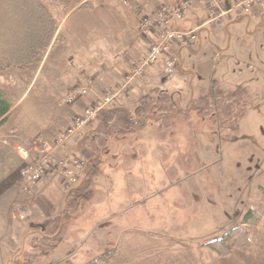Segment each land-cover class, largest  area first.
<instances>
[{
    "label": "rangeland",
    "instance_id": "rangeland-1",
    "mask_svg": "<svg viewBox=\"0 0 264 264\" xmlns=\"http://www.w3.org/2000/svg\"><path fill=\"white\" fill-rule=\"evenodd\" d=\"M85 1L91 9H87V12L79 11L69 18L49 54L45 53L36 63L24 68L0 71V90L12 106V113L4 122V129L18 128V125L22 127L27 115L29 117L31 113L44 108L37 102L40 100L39 98H43L39 96V93H41L45 77L54 78V75L59 72L57 68L56 72H53L56 67L53 62L67 63L64 60L70 61L74 54L78 52L84 54L88 51L76 45L73 28L84 27L88 32V39L95 41L91 44L90 49L105 51L106 46L102 45L106 42L99 43L96 35L104 31L106 24L111 32L112 24L110 22L102 24L101 20L99 25L92 17V13L96 12L88 13L94 6L102 4V0ZM104 3L105 9L110 11L111 17L113 16L112 11L118 12L129 8L124 7L120 0H104ZM261 6L254 9L249 16L228 14L216 25L205 26L200 32L197 30L199 33L196 35V39L191 41L187 47L180 48L179 56H175V73L160 81L161 88H155L172 96L173 93H176L177 107L186 111L191 109L192 100L199 95L201 89L221 88L226 91L237 85L244 87L248 92L249 101L245 114L238 123V131L221 130L215 115L203 118L196 112L190 111L186 118L178 117L170 122L168 127L154 124L132 135L110 138L107 153H101L99 160L91 164L93 168L90 167L89 173L92 172L95 178L85 182V185L90 183L100 186L126 185L127 174L125 171L130 165L124 155L127 150V144L124 142L126 140L131 142L137 136L162 137L168 138V143L163 145L165 149L162 158H160L161 165L155 166L148 157L150 164H146L144 178L132 176L133 182L139 183L141 186L140 190L142 184L144 185L147 202L163 199L169 192L172 194L171 191L158 192V186L161 188L175 185L195 186L198 187L200 197L202 194L205 196L211 193L217 194L223 187L227 194L223 198L224 203L227 204L224 217L221 216L224 212L217 209L215 210L216 215H212L211 209L207 206L199 207L195 213V208L192 210L193 215L200 222L194 226L210 236L207 242L218 239L231 229L240 226L241 221L243 223V216L248 211L255 213L247 208L246 204H256V198L262 194L261 188L257 185L264 183V155L257 154L255 142L256 137H264V4ZM49 11L58 23V20L70 10L51 4ZM205 15L206 13L203 12L200 17L194 18L187 14L183 20L177 22V25L180 26L178 30L183 33L187 32V28L184 29L181 25L186 21H191L190 23L196 27L205 20ZM137 24L138 21L136 26ZM110 32L108 31V33ZM72 64L73 62H71ZM71 65H68L69 70L72 69V66H76ZM38 68L40 70L35 75ZM27 88L29 89L26 95L19 101ZM155 89L146 91L144 96ZM141 98L139 97L131 107V111L139 104ZM116 106L121 107L119 102ZM44 110L49 113L47 108ZM51 114L56 113L52 111ZM169 138L173 140H169ZM72 145L74 146V144ZM113 170H118L119 174L113 175ZM213 171L220 172H216L218 173L216 174ZM33 187L35 185L24 189V191H30ZM79 194L83 197L73 204L67 223L63 224V229L57 238L63 244L68 234L73 233V236L60 245L57 251H53V253L50 251L40 256L43 250L52 243L50 242L51 238L57 236L59 218L51 223H47L49 221L40 222L36 228H32V224L26 227L24 233L35 230L38 234L24 241V251L22 252L18 250L15 255H12L0 247V264H83L87 258L85 255L90 256L89 254L92 253H89L91 251L87 250V246H83L81 241L91 236L90 242L95 243L100 232L103 234L99 235V238L105 235L109 238L113 225L108 222L101 225L94 224L95 217L91 215L89 220H86L83 215L87 213L90 204L94 201L88 197L86 190L80 191ZM222 194L220 190L218 198ZM75 198L76 195L71 194L70 200ZM105 201L109 202L108 199ZM102 209L107 212L114 210L109 203L98 208V210ZM78 212H81L82 215L77 217ZM115 212H118L116 208ZM153 216L156 219L158 217L157 213H154ZM160 226H162L160 223H156L141 227H156L153 231L158 232ZM242 229L248 231L244 226ZM134 234L140 235L138 231ZM25 236L26 234L24 239ZM44 238L49 240H42ZM111 263L112 260L109 258L103 264Z\"/></svg>",
    "mask_w": 264,
    "mask_h": 264
},
{
    "label": "crops",
    "instance_id": "crops-1",
    "mask_svg": "<svg viewBox=\"0 0 264 264\" xmlns=\"http://www.w3.org/2000/svg\"><path fill=\"white\" fill-rule=\"evenodd\" d=\"M230 1L221 0V3L226 7ZM134 5H136L135 8ZM153 7L154 4L151 0H135L128 9L112 11L113 16L111 17L110 11L105 9L104 0H102V4L94 6L88 13L96 12L92 13L96 22L100 25L102 20V24L104 22L112 24L111 32L106 24L104 31L96 35L99 43L106 42L102 45L106 46L105 51L90 49L91 44L95 41L88 39V32L84 27L73 28L76 45L88 51L84 54L79 52L74 54L70 61L64 60L67 63L53 62V65L56 66L53 72H56V68L59 72L54 75V78L45 77L41 93H39V96L43 98H39L40 100L37 102L47 108L49 113L44 108L31 113L29 117L27 115L24 118L25 123L22 127L18 125V128L6 130L4 123L0 125V247L10 254L15 255L18 250L24 251V241L38 234L35 230L24 233L25 228L29 225L32 224L31 227L36 228L40 222L58 218L60 224L67 223L73 204L83 197L80 196V191L86 190L88 197L94 202L90 204V208L83 216L86 220H89L90 215L95 217L94 224L101 225L108 222L113 227L109 238L106 235L99 238V235L103 234L100 232L95 243L90 242L91 236L81 241V244L87 246L86 249L91 251L89 253H92L89 254L90 256L85 255L87 258L83 264L107 251L114 252L111 264H264V183L257 185L261 188L262 194L256 198V204H246L247 208L259 216V221L252 227L248 224L244 225L242 221L240 223L241 227L244 226L249 231L250 246L248 250L236 251L223 258L217 257L204 247L210 236L194 226L200 222L193 215L199 207L207 206L211 209L212 215H216L215 210L217 209L224 212L223 215L221 214L224 217L227 204L224 203L223 198L227 194L223 187L222 189L218 188L223 193L218 198L220 190L218 193L216 192L217 194L211 193L208 196L202 194L200 197L198 187L195 186L175 185L162 188L158 186V192L171 191L172 194L169 192L158 201H146L147 194H145L144 185L142 184L140 190L141 186L139 183L133 182L132 176L144 178L146 164H150L148 157L155 166L161 165L160 158H162L165 149L163 145H167L168 138L137 136L136 138L132 137L135 139H132L131 142L124 139L126 140L124 143L127 144L124 155L130 165L125 171L127 174L126 185L100 186L96 183L85 185V182L95 178L92 172H88L78 186L66 193L62 189L58 177L49 172L30 191L23 190L22 158L24 156L30 159L34 158L42 148L52 145L58 135L70 125L74 117L83 113L106 91L113 89L115 84L137 63L139 54L143 51L147 40L137 35L136 23L139 17L149 14ZM260 7L262 6H258L256 9ZM79 11L87 12L88 10L74 8L58 20L56 36L46 55L53 48L59 33L64 29L69 18ZM203 12L206 13L203 2L193 0L188 15L196 18L200 17ZM190 22L186 21L181 25L184 29L187 28V32L199 28L203 23L202 21L195 27ZM177 24L171 23V28L178 29L180 26ZM179 50V47L172 45L166 57L179 56ZM71 62L76 66L73 67ZM69 64L72 66L71 70L68 69ZM163 69L162 64L147 69L144 76L132 86L127 97L119 102L120 106L131 110L138 98L143 97L146 91L161 88ZM39 70L40 68L35 75ZM76 85H89V94L80 98L72 106L61 105V98ZM28 89L23 92L19 101L26 95ZM173 94V98L176 100V93ZM51 107L59 109L53 110ZM52 111L56 114H51ZM11 113L12 108L8 116ZM94 125L84 127L82 134L87 133ZM169 140L173 139L169 138ZM255 142L257 154L263 156L264 137H256ZM71 145L68 143L65 150L76 154V145ZM112 172L113 175L119 174L118 170ZM216 172L220 171H213V173ZM172 188L173 190H171ZM71 194L76 195V198L70 200ZM227 198L229 199V195ZM106 199L109 202L105 201ZM105 203H109L114 210L110 212L105 209L98 210ZM193 208H195L194 213H192ZM154 213H157V219L154 218ZM81 215V212H78L77 217ZM158 219H160L159 222ZM156 223L162 225L158 232L153 231L156 227H141ZM136 231L140 235H135ZM72 234H68L64 243L70 236H73ZM63 244L59 243L50 253L57 251Z\"/></svg>",
    "mask_w": 264,
    "mask_h": 264
},
{
    "label": "trees",
    "instance_id": "trees-1",
    "mask_svg": "<svg viewBox=\"0 0 264 264\" xmlns=\"http://www.w3.org/2000/svg\"><path fill=\"white\" fill-rule=\"evenodd\" d=\"M51 4L69 10L91 9L85 0H0V71L29 66L48 51L58 28V23L49 11ZM248 101V92L242 86L226 91L221 88L201 89L199 95L192 100L191 109L185 111L177 107L172 95L155 89L142 97L132 111L123 107L101 110L95 126L76 144V151L87 163L86 175L93 168L91 164L99 160V155L107 153L110 138L132 135L154 124L168 127L174 119L186 118L190 111L203 118L215 115L221 130L237 132L238 123L245 114ZM11 108V104L0 90V125L5 122ZM52 221L54 220L47 223ZM258 221L259 216L251 211L243 216V224L254 226ZM62 227L63 224H59L57 236L51 238L52 243L40 256L54 250L60 243L57 237ZM249 246V232L241 226L204 244L205 248L222 258L236 251H246ZM113 254V251H108L86 264H103L111 259Z\"/></svg>",
    "mask_w": 264,
    "mask_h": 264
},
{
    "label": "built area",
    "instance_id": "built-area-1",
    "mask_svg": "<svg viewBox=\"0 0 264 264\" xmlns=\"http://www.w3.org/2000/svg\"><path fill=\"white\" fill-rule=\"evenodd\" d=\"M155 3L153 11L140 18L137 33L143 38L153 35L147 47L140 55V59L133 66L128 75L109 90L101 99L88 107L82 114L75 117L71 125L59 135L53 146L44 147L40 154L28 160L24 156L21 177L24 189L37 184L51 170L61 180L62 187L69 191L78 184L80 176L85 170L86 161L79 156L69 153L60 155L61 148L73 139L81 137V130L97 120L101 110L114 106L128 91L131 85L143 76L146 69L162 61L173 44L187 46L195 40L196 32L182 33L169 26L170 23L181 21L189 12L192 0H151ZM207 11L206 22L203 26L216 25L225 15H248L252 9L264 0H232L227 8L222 6L221 0H202ZM123 6H129L131 0H120ZM164 73L169 76L174 72V60L164 62ZM90 91L89 86L72 88L61 100L63 105H72Z\"/></svg>",
    "mask_w": 264,
    "mask_h": 264
}]
</instances>
